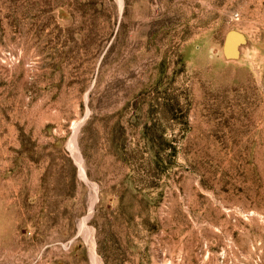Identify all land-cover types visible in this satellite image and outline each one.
<instances>
[{
	"label": "rangeland",
	"instance_id": "rangeland-1",
	"mask_svg": "<svg viewBox=\"0 0 264 264\" xmlns=\"http://www.w3.org/2000/svg\"><path fill=\"white\" fill-rule=\"evenodd\" d=\"M0 264H264V0H0Z\"/></svg>",
	"mask_w": 264,
	"mask_h": 264
}]
</instances>
